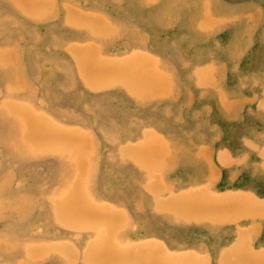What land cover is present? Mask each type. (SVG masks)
Here are the masks:
<instances>
[{
	"label": "rangeland",
	"instance_id": "1",
	"mask_svg": "<svg viewBox=\"0 0 264 264\" xmlns=\"http://www.w3.org/2000/svg\"><path fill=\"white\" fill-rule=\"evenodd\" d=\"M115 181L220 250L186 264L264 252V0H0V264H50L84 240L85 264H110L116 208L87 194L96 226L68 208ZM128 247L127 264L165 255Z\"/></svg>",
	"mask_w": 264,
	"mask_h": 264
},
{
	"label": "crops",
	"instance_id": "2",
	"mask_svg": "<svg viewBox=\"0 0 264 264\" xmlns=\"http://www.w3.org/2000/svg\"><path fill=\"white\" fill-rule=\"evenodd\" d=\"M118 183L121 182L115 181L114 185L110 184L111 189L107 192V201H103L100 198L99 194L103 193L100 191L98 193V186L92 185L88 186L86 189V193L88 190L87 194L91 195L93 199L116 208V221L114 225L115 247H112L113 249L116 251L118 250L119 252V250L124 246L136 244L143 245L145 243L154 242V244L158 246L157 248L160 251L159 253L162 255H166V253H169L170 255H185L188 253L190 255L192 252H195L193 255L201 254L206 261L208 260V257L213 255L214 252H220L219 249L217 250V248L215 249L211 247L209 249L211 254L207 256L197 238L193 241L194 244L191 245L188 243L190 239L188 240L186 238L185 240L184 236L180 233L182 228H179V234L175 231L173 233L169 225L172 219L180 223L182 227H186L187 223L181 221L182 218H179L181 216L172 214L170 204L163 202L162 200L159 204H157L156 199L148 194L147 191H142L141 194L130 192L129 188H133V186L136 185L133 181H130V184L125 186L122 185V183ZM105 184H107V182H105ZM148 184H150V182L146 185ZM145 187L147 188V186H142L144 189ZM110 219L113 218L110 217ZM226 235L228 238L233 236L230 231H227ZM216 236L218 238L220 237L218 232ZM88 242L89 241L84 240L83 243L77 245V251L72 252V256L71 253H68L67 258L57 257L56 259H53L50 264H85L86 258L84 253L88 250H86ZM116 245H120L122 247Z\"/></svg>",
	"mask_w": 264,
	"mask_h": 264
},
{
	"label": "bare ground",
	"instance_id": "3",
	"mask_svg": "<svg viewBox=\"0 0 264 264\" xmlns=\"http://www.w3.org/2000/svg\"><path fill=\"white\" fill-rule=\"evenodd\" d=\"M56 3V2H55ZM204 5V4H203ZM17 9H18V7H17ZM33 9H35V6H33ZM67 12V11H66ZM54 13V12H53ZM204 13V12H203ZM56 15V14H55ZM55 17V16H54ZM75 20V19H74ZM109 22V21H108ZM16 23V22H15ZM111 25V24H110ZM68 26V25H67ZM16 27V26H15ZM73 28V27H72ZM75 28V27H74ZM93 28V27H92ZM87 29V28H86ZM89 30V29H88ZM91 30V29H90ZM92 31V30H91ZM89 33H90V31H89ZM93 36H95V35H93ZM7 37H8V35H7ZM91 37V36H90ZM98 37V36H97ZM97 37H96V39H97ZM119 37V36H118ZM100 38V37H99ZM21 39V38H20ZM102 39V38H101ZM208 40V39H207ZM100 41V40H99ZM102 42V41H101ZM18 44V43H17ZM91 44V43H90ZM106 44V43H105ZM80 45V44H79ZM18 48V47H17ZM23 48V47H22ZM16 52V51H15ZM103 52V51H102ZM100 54V53H99ZM99 57V56H98ZM97 57V58H98ZM105 57V56H104ZM102 58V57H101ZM18 59V58H17ZM82 59V58H81ZM78 60V59H77ZM83 60V59H82ZM83 62V61H82ZM19 63V62H18ZM68 64V63H67ZM94 66V65H93ZM18 67V66H17ZM10 68V67H9ZM8 68V69H9ZM71 68V67H70ZM95 68V67H94ZM82 70V69H81ZM4 71V70H3ZM21 71V70H20ZM99 71H100V67H99ZM66 72V71H65ZM85 72V71H84ZM98 72V71H97ZM216 72V71H215ZM151 73V72H150ZM91 75H92V73H91ZM99 75V74H98ZM9 76V75H8ZM7 76V77H8ZM23 77V76H22ZM223 78V77H222ZM86 81V80H85ZM177 81V80H176ZM80 82V81H79ZM98 83V82H97ZM61 86V85H60ZM75 87V86H74ZM9 90V89H8ZM35 93V92H34ZM12 95V94H11ZM158 96V95H157ZM158 98V97H157ZM173 98V97H172ZM20 99V98H19ZM248 100V99H247ZM246 101V100H245ZM141 103H142V101H141ZM145 103V102H144ZM230 103V102H229ZM143 104V103H142ZM87 105V104H86ZM223 107V106H222ZM44 112V111H43ZM63 113V112H62ZM92 113V112H91ZM49 118V117H48ZM75 118H76V116H75ZM45 119V118H44ZM50 119H51V116H50ZM48 121V120H47ZM46 121V122H47ZM51 121V120H50ZM90 121V120H89ZM53 122H55V121H53ZM52 122V123H53ZM54 124V123H53ZM91 124V123H90ZM62 125H64V124H62ZM54 126H55V124H54ZM65 126V125H64ZM57 127V126H56ZM93 137V136H92ZM3 139H6V137L5 138H3ZM13 139V138H12ZM23 142V141H22ZM252 143V142H251ZM24 144V143H23ZM28 146V145H27ZM28 148V147H27ZM55 150H56V148H55ZM11 151V150H10ZM30 152H31V150H30ZM34 152V151H33ZM201 152V151H200ZM11 153V152H10ZM54 153V152H53ZM222 153V152H221ZM149 154V153H148ZM261 154V153H260ZM25 155H27V154H25ZM151 155V154H150ZM48 156V155H47ZM13 158V157H12ZM26 158H28V157H26ZM169 158V157H168ZM25 159V158H24ZM32 159V158H31ZM34 159V158H33ZM121 159V158H120ZM163 160V159H162ZM206 160V159H205ZM109 161V160H108ZM153 161V160H152ZM155 161V160H154ZM176 161V160H175ZM110 162V161H109ZM235 163V162H234ZM151 164H152V162H151ZM155 164V163H154ZM120 165V164H119ZM231 165V164H230ZM238 165V164H237ZM78 166V165H77ZM223 166V165H222ZM148 167H149V165H148ZM97 168V167H96ZM172 168V167H171ZM164 170V169H163ZM12 172V171H11ZM166 172H167V170H166ZM13 173V172H12ZM95 173V172H94ZM14 174V173H13ZM94 175V174H93ZM97 175V174H96ZM12 176V175H11ZM236 176V175H235ZM92 177V176H91ZM92 179H93V177H92ZM210 179V178H209ZM134 180V179H133ZM216 182V181H215ZM10 184V183H9ZM151 185V184H150ZM8 186V185H7ZM11 186V185H10ZM10 188V187H9ZM86 189H87V187L85 188V191H86ZM47 190V189H46ZM152 191V190H151ZM208 191V190H207ZM251 192V191H250ZM87 193H88V191H87ZM87 193H84V195L82 196V198H80L79 200H74V203H75V205L74 206H72V207H69L68 209L73 213V208L75 207V209L78 207V206H80V207H84L85 206V208L87 209V216H88V218H87V222H88V224L90 225V226H96L97 224H99V220L100 219H102V217H100V216H97V213L94 211V208L92 207V206H90V205H88V204H91L90 203V200H89V196L87 195ZM212 193V192H211ZM211 193H210V195H211ZM217 194V193H216ZM244 194V193H243ZM124 195V194H123ZM143 195V194H142ZM213 195H215V194H213ZM212 196V195H211ZM233 196V195H232ZM29 198V197H28ZM232 198V197H231ZM37 199V198H36ZM247 199V198H246ZM33 200V199H32ZM242 200V199H241ZM253 200H255V199H253ZM27 201V200H26ZM238 201V200H237ZM246 201V200H245ZM249 201H252V200H249ZM262 201V200H261ZM89 202V203H88ZM33 203V202H32ZM142 203V202H141ZM238 203V202H237ZM263 203V202H262ZM35 204H37L36 203V201H35ZM214 204V203H213ZM217 204H218V202H217ZM216 204V205H217ZM228 204V203H227ZM245 205H246V203H244ZM243 204V205H244ZM220 205V204H219ZM226 205V204H225ZM242 205V206H243ZM257 205H258V203H257ZM35 206V205H34ZM221 206H222V204H221ZM228 205H226V207H227ZM11 207V206H10ZM23 207V206H22ZM30 207H32V206H30ZM219 207V206H218ZM12 208V207H11ZM21 208V207H20ZM232 208V207H231ZM27 209V208H26ZM31 209V208H30ZM73 209V210H72ZM121 209V208H120ZM240 209H242V208H240ZM229 210V209H228ZM238 210V209H237ZM1 211V210H0ZM29 211V210H28ZM32 211V210H31ZM138 211V210H137ZM141 211H142V209H141ZM239 211V210H238ZM241 211V210H240ZM210 212V211H209ZM178 213V212H177ZM218 213V212H217ZM210 214H211V212H210ZM217 216H218V214H216ZM128 216V215H127ZM169 216V215H168ZM14 217V216H13ZM29 217V216H28ZM208 217V216H207ZM221 216H219V218H220ZM213 218V217H212ZM215 218H216V216H215ZM224 218V217H223ZM63 220H66V221H70V222H73L72 220H71V218H70V216L68 215V214H66V215H63V218H62ZM217 219V218H216ZM225 219V218H224ZM243 219V218H242ZM204 220H205V218H204ZM184 221V220H183ZM237 221V220H236ZM213 222V221H212ZM78 224L79 223H83V220H79L78 222H77ZM214 223H216V222H214ZM129 224V223H128ZM132 225V224H131ZM241 226H243V225H241ZM261 226V225H260ZM247 227V226H246ZM128 229V228H127ZM245 229V228H244ZM261 229V228H260ZM242 230V229H241ZM100 233H102V232H100ZM255 233V232H254ZM257 233V232H256ZM240 234V233H239ZM104 235V234H103ZM117 235V234H116ZM116 235H115V238H116ZM101 236V235H100ZM239 236V235H238ZM99 238H101V237H99ZM99 241V240H98ZM111 242V241H110ZM237 242V241H236ZM160 244V243H159ZM182 245V244H181ZM235 245V244H234ZM115 246V245H114ZM116 246H119V245H116ZM119 247H122V246H119ZM194 247V246H193ZM93 249H95V251L96 252H98L99 254L100 253H102L103 252V250H102V246H101V244H99L98 242H97V244H95V245H93V247H92ZM135 248V247H134ZM145 247L143 246V247H139V248H137V253H138V255H139V257L141 258V259H145L146 257H147V253L144 251L145 249H144ZM150 248V247H149ZM243 249V248H242ZM249 249H252V248H249ZM167 250H169V249H167ZM147 251V250H146ZM195 251V250H194ZM245 251V250H244ZM122 252H123V247L119 250V252H118V250L116 251V255L114 256L113 254H111L110 256H108L107 257V259H110V260H112L111 262H110V264H127L128 262H126V260L127 259H125V258H122ZM129 252H132V247L131 246H129L128 247V249H127V251L125 252V254H129ZM239 253H241L242 254V251H240ZM238 253V254H239ZM249 253V252H248ZM259 253H262V254H259ZM96 255V258L98 259V254H95ZM199 256V255H198ZM242 256V255H241ZM246 256V255H245ZM194 257L193 256H187V255H170L169 253H166V256H164V258H163V261L162 262H159V261H155V262H153V263H151V264H186L187 262H189L190 260H192ZM229 259H230V257H228ZM228 258H226V259H228ZM241 258V257H240ZM129 259V258H128ZM244 259V258H243ZM101 260V259H100ZM231 260V259H230ZM105 261L106 260H104V261H101V262H104V264H106L105 263ZM127 261H129V260H127ZM149 261V260H148ZM239 261V260H238ZM231 263V262H230ZM240 263V262H239ZM238 263V264H239ZM245 263V262H244ZM243 263V264H244ZM142 264H144V263H142ZM242 264V263H241ZM247 264H264V252H257V251H251L249 254H248V263Z\"/></svg>",
	"mask_w": 264,
	"mask_h": 264
}]
</instances>
